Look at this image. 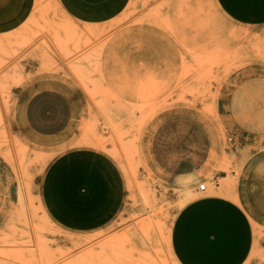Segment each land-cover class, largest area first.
Wrapping results in <instances>:
<instances>
[{
    "label": "rangeland",
    "instance_id": "rangeland-1",
    "mask_svg": "<svg viewBox=\"0 0 264 264\" xmlns=\"http://www.w3.org/2000/svg\"><path fill=\"white\" fill-rule=\"evenodd\" d=\"M90 6L82 20L36 0L0 32V264H264V15ZM75 148L111 156L125 183L92 229L60 224L42 196L47 165Z\"/></svg>",
    "mask_w": 264,
    "mask_h": 264
},
{
    "label": "crops",
    "instance_id": "crops-1",
    "mask_svg": "<svg viewBox=\"0 0 264 264\" xmlns=\"http://www.w3.org/2000/svg\"><path fill=\"white\" fill-rule=\"evenodd\" d=\"M233 7L249 6L264 15V0H224ZM70 15L89 19L91 0H57ZM36 0H0V32L21 28L33 13ZM260 6V8H258ZM41 184L44 203L60 224L92 229L108 223L122 205L123 176L115 160L99 150L75 148L56 155L47 165Z\"/></svg>",
    "mask_w": 264,
    "mask_h": 264
},
{
    "label": "built area",
    "instance_id": "built-area-1",
    "mask_svg": "<svg viewBox=\"0 0 264 264\" xmlns=\"http://www.w3.org/2000/svg\"><path fill=\"white\" fill-rule=\"evenodd\" d=\"M199 188H200V189H203V188H205V185H204V184H200V185H199Z\"/></svg>",
    "mask_w": 264,
    "mask_h": 264
}]
</instances>
